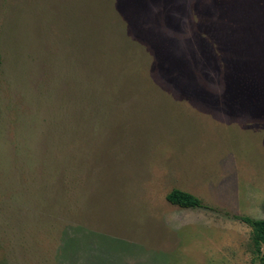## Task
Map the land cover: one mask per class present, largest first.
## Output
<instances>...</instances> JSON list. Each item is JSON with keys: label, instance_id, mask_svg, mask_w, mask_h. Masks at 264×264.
Listing matches in <instances>:
<instances>
[{"label": "rangeland", "instance_id": "rangeland-1", "mask_svg": "<svg viewBox=\"0 0 264 264\" xmlns=\"http://www.w3.org/2000/svg\"><path fill=\"white\" fill-rule=\"evenodd\" d=\"M237 216L264 219V0H0V264H262Z\"/></svg>", "mask_w": 264, "mask_h": 264}, {"label": "trees", "instance_id": "trees-1", "mask_svg": "<svg viewBox=\"0 0 264 264\" xmlns=\"http://www.w3.org/2000/svg\"><path fill=\"white\" fill-rule=\"evenodd\" d=\"M166 200L170 204L178 206L182 209H196L202 207L199 199L178 189L170 191V193L166 196ZM235 218L250 227L251 240L256 253L259 254L261 247L264 246V219H251L239 216ZM261 262L264 264V258L261 259Z\"/></svg>", "mask_w": 264, "mask_h": 264}]
</instances>
